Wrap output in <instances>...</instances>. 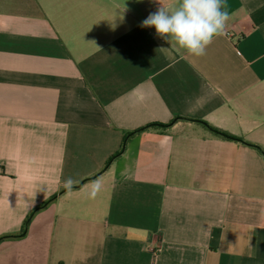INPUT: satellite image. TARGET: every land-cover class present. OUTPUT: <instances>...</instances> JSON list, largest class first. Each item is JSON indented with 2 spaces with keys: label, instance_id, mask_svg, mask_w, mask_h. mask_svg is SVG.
<instances>
[{
  "label": "crops",
  "instance_id": "obj_1",
  "mask_svg": "<svg viewBox=\"0 0 264 264\" xmlns=\"http://www.w3.org/2000/svg\"><path fill=\"white\" fill-rule=\"evenodd\" d=\"M176 4L0 0V264H264V0L203 57L141 27Z\"/></svg>",
  "mask_w": 264,
  "mask_h": 264
},
{
  "label": "clouds",
  "instance_id": "obj_2",
  "mask_svg": "<svg viewBox=\"0 0 264 264\" xmlns=\"http://www.w3.org/2000/svg\"><path fill=\"white\" fill-rule=\"evenodd\" d=\"M231 16L226 0H177L174 7L160 6L142 21L141 27H154L157 35L172 47L193 57H203L217 37L225 36ZM78 180L62 181L64 191L71 194ZM87 195L95 198L102 189L99 179L91 181Z\"/></svg>",
  "mask_w": 264,
  "mask_h": 264
},
{
  "label": "trees",
  "instance_id": "obj_3",
  "mask_svg": "<svg viewBox=\"0 0 264 264\" xmlns=\"http://www.w3.org/2000/svg\"><path fill=\"white\" fill-rule=\"evenodd\" d=\"M197 122H200L202 123L204 126H206L210 131L214 132L215 134L221 136V137H224V138H227V139H236L234 136L224 132V131H221L217 128H214L212 126H210L209 124H207L206 122H203V121H199V120H196ZM173 123V121L169 122L168 124H162V123H151V124H148L142 128H139V129H136V130H133V131H129L126 133L125 135V139H124V144L122 146V149L116 154L114 155L111 159H110V162L113 161V159H115L116 157H118L119 155H121L124 150H125V146H126V142L127 140L132 137L133 135H136L140 132H143V131H146L150 128H167L169 127L171 124ZM53 200V198L51 200H49L48 202H45L40 208L46 206L47 204H49L51 201ZM39 209V208H38ZM32 216H33V212L26 218L25 222H24V225H23V228H22V231L19 235H16V236H10V237H24L26 234H27V231H28V228H29V224H30V221L32 219ZM9 236H2L0 237V241L8 238Z\"/></svg>",
  "mask_w": 264,
  "mask_h": 264
}]
</instances>
